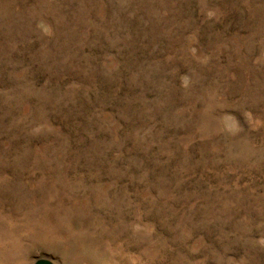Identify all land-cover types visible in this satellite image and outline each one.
I'll use <instances>...</instances> for the list:
<instances>
[{
	"label": "rangeland",
	"instance_id": "obj_1",
	"mask_svg": "<svg viewBox=\"0 0 264 264\" xmlns=\"http://www.w3.org/2000/svg\"><path fill=\"white\" fill-rule=\"evenodd\" d=\"M264 264V0H0V264Z\"/></svg>",
	"mask_w": 264,
	"mask_h": 264
},
{
	"label": "water",
	"instance_id": "obj_2",
	"mask_svg": "<svg viewBox=\"0 0 264 264\" xmlns=\"http://www.w3.org/2000/svg\"><path fill=\"white\" fill-rule=\"evenodd\" d=\"M32 264H54V263L47 258H37Z\"/></svg>",
	"mask_w": 264,
	"mask_h": 264
}]
</instances>
